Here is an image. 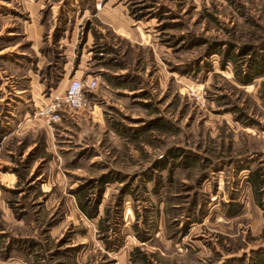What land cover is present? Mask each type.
Returning <instances> with one entry per match:
<instances>
[{"label": "rangeland", "instance_id": "374dc122", "mask_svg": "<svg viewBox=\"0 0 264 264\" xmlns=\"http://www.w3.org/2000/svg\"><path fill=\"white\" fill-rule=\"evenodd\" d=\"M262 60L264 0H0V264H264Z\"/></svg>", "mask_w": 264, "mask_h": 264}, {"label": "built area", "instance_id": "2783aa9c", "mask_svg": "<svg viewBox=\"0 0 264 264\" xmlns=\"http://www.w3.org/2000/svg\"><path fill=\"white\" fill-rule=\"evenodd\" d=\"M98 83L95 78H91L86 82L73 78L68 83L65 93L61 97H55L54 103L49 106L43 114H46L49 120L57 121L60 119L61 110L65 108L78 111L89 107L87 93L97 87Z\"/></svg>", "mask_w": 264, "mask_h": 264}, {"label": "trees", "instance_id": "16d2710c", "mask_svg": "<svg viewBox=\"0 0 264 264\" xmlns=\"http://www.w3.org/2000/svg\"><path fill=\"white\" fill-rule=\"evenodd\" d=\"M264 73V62H263V60L262 61H260V63L257 61V63L254 65V66H252L251 67V70H250V74H248V75H246V73H241V76H239V77H236L237 79H238V81L239 82H241L243 85H246V84H248L250 81H252V79L253 78H256V77H258V76H260V75H262ZM236 76H238V73H237V75ZM241 78V79H240ZM253 175H255V180H253V183H254V185H256V184H258L259 183V179H258V172H253ZM106 182H108V180H103L102 181V184L103 183H106ZM257 186H259V184L257 185ZM80 206V208H81V210L83 211V212H85V214H87V216L88 217H93L94 216V214H95V212H96V210H94L92 213H89L88 211H86V209H85V207L81 204V205H79Z\"/></svg>", "mask_w": 264, "mask_h": 264}]
</instances>
